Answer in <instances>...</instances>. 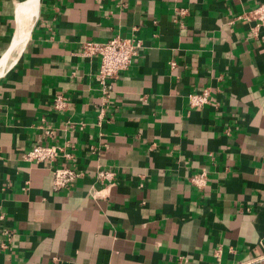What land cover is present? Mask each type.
I'll return each instance as SVG.
<instances>
[{"label":"crops","instance_id":"0c3cea01","mask_svg":"<svg viewBox=\"0 0 264 264\" xmlns=\"http://www.w3.org/2000/svg\"><path fill=\"white\" fill-rule=\"evenodd\" d=\"M24 1L0 0V61ZM263 1L39 0L0 73V264H264V28L238 19ZM117 36L144 50L100 118V59L81 51ZM38 145L75 162L24 161ZM62 164L84 175L55 191Z\"/></svg>","mask_w":264,"mask_h":264},{"label":"built area","instance_id":"2783aa9c","mask_svg":"<svg viewBox=\"0 0 264 264\" xmlns=\"http://www.w3.org/2000/svg\"><path fill=\"white\" fill-rule=\"evenodd\" d=\"M238 19L247 22H254L256 25L251 30L250 36L252 38L259 37V30L264 28V1L246 11L238 17ZM144 50V45L139 39H125L119 36L110 39L106 42L88 41L83 44L81 55L86 58H99L100 65L98 70L99 90L103 99V106L100 109V118L104 117L105 109L111 101L114 85L113 80L116 79L120 73L129 69L133 64L134 59L138 57ZM174 65V63L172 64ZM211 103V93L209 90H204L199 94H191L189 96V104L191 107H203ZM66 107V102L62 96L55 100V108L63 110ZM51 135V131H47ZM23 159L29 163H42L49 161L50 163H57L61 160L63 162L73 161L74 156L60 146H45L38 145L28 152L23 154ZM62 162V163H63ZM83 172L77 167L66 165H58L53 169V189L55 191L70 187L78 179L83 176ZM98 179L101 182H111L115 179V173L111 171H98ZM208 176L205 172L197 173L190 179L191 184L199 190H203L208 185ZM5 219L4 215L0 216V221ZM5 235L11 236L10 232L6 231ZM264 260V255L261 256ZM238 264H250V262H240Z\"/></svg>","mask_w":264,"mask_h":264},{"label":"bare ground","instance_id":"6f19581e","mask_svg":"<svg viewBox=\"0 0 264 264\" xmlns=\"http://www.w3.org/2000/svg\"><path fill=\"white\" fill-rule=\"evenodd\" d=\"M39 0H25L19 6V29L9 52L0 61V73L11 67L23 50L29 38L34 18L38 12Z\"/></svg>","mask_w":264,"mask_h":264}]
</instances>
